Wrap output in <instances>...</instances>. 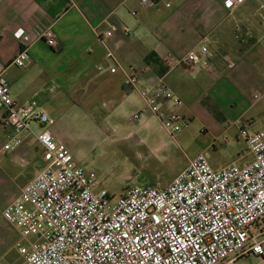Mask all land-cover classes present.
<instances>
[{
  "label": "crops",
  "instance_id": "obj_1",
  "mask_svg": "<svg viewBox=\"0 0 264 264\" xmlns=\"http://www.w3.org/2000/svg\"><path fill=\"white\" fill-rule=\"evenodd\" d=\"M261 2L247 0L231 10L224 0H160L156 7H146L142 0H0V61L10 63L19 53L22 47L14 32L23 27L32 41L30 58L8 71L18 103L35 100L49 118L82 103L93 117L143 111L140 129L144 131L153 116L144 111L138 90L125 87L123 81L137 75L139 87L163 83L183 99L185 105L175 110L190 117L189 128L200 125L213 146L220 140L244 143L247 152H238L233 161L244 165L253 155L241 127L249 123L250 132L264 128ZM47 27L55 32L56 48L40 37ZM112 28L113 35L107 36ZM202 46L208 47L207 53L201 52ZM108 50L120 63L116 72L110 71L116 61L107 57ZM191 51L199 53L197 62L170 67L165 61L168 54ZM164 109H172L171 104ZM3 116L0 112V154L26 169L25 182L7 206L44 161L43 147L33 136L14 151L3 150L12 131ZM33 127L40 129L38 124ZM49 128L69 147L55 123Z\"/></svg>",
  "mask_w": 264,
  "mask_h": 264
},
{
  "label": "built area",
  "instance_id": "obj_2",
  "mask_svg": "<svg viewBox=\"0 0 264 264\" xmlns=\"http://www.w3.org/2000/svg\"><path fill=\"white\" fill-rule=\"evenodd\" d=\"M246 1L224 4L233 10ZM142 4L156 7L160 0ZM260 6L264 8V2ZM14 35L21 50L12 62L0 61V112L12 129L3 150L14 151L33 136L43 147L44 161L4 209L5 218L20 232L16 250L22 264H237L252 255L264 264V128L250 132L249 123L241 127L253 155L244 165L232 162L215 169L200 153L189 157L164 186L136 184L111 195L85 174L67 144L55 137L49 128L53 121L35 100L22 104L13 98L8 71L28 61L32 43L23 27ZM40 37L52 48L59 45L52 27ZM201 52L207 53L208 47L202 46ZM107 57L116 61L110 68L116 72L117 58L110 50ZM198 60L196 51L165 58L170 67ZM123 84L138 90L144 111L178 143L177 133L191 121L175 110L185 105L183 99L163 83L139 87L137 75L128 76ZM167 103L172 109H164Z\"/></svg>",
  "mask_w": 264,
  "mask_h": 264
},
{
  "label": "rangeland",
  "instance_id": "obj_3",
  "mask_svg": "<svg viewBox=\"0 0 264 264\" xmlns=\"http://www.w3.org/2000/svg\"><path fill=\"white\" fill-rule=\"evenodd\" d=\"M134 114L131 109L108 118L93 117L82 103L50 115L85 174L96 178L99 187L111 195H120L136 184L164 186L187 165L189 157L198 153L217 168L235 161L238 152H247L244 143H238L237 139L231 144L220 140L213 146L197 123L184 127L176 135L177 143L154 116L149 117L148 129L144 131L140 129L142 118L131 120ZM4 157L0 154V260L22 264V257L12 248L21 238L20 232L5 218L4 209L25 182L26 169ZM259 261V257L252 255L237 264H259Z\"/></svg>",
  "mask_w": 264,
  "mask_h": 264
}]
</instances>
